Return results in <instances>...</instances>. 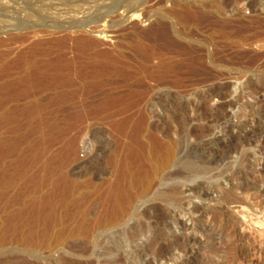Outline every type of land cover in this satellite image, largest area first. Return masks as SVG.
<instances>
[{"label": "rangeland", "instance_id": "obj_1", "mask_svg": "<svg viewBox=\"0 0 264 264\" xmlns=\"http://www.w3.org/2000/svg\"><path fill=\"white\" fill-rule=\"evenodd\" d=\"M0 1V24L5 22V25L0 26L1 67L10 60L9 58H14L17 50L26 44L18 43L20 36L44 23L41 18L45 13L41 7L56 0H7L10 4L5 0L6 3ZM146 2L137 11V16L130 14L123 23L117 25V28L125 29L123 38L134 37L138 33L140 37L136 35L137 41L150 42L153 39L152 41L156 40L158 43H166L164 36L168 28L164 29V25L169 26L171 30L168 32L173 31V37L179 39L181 44L190 47L195 45L199 51L197 54L204 53L205 63H200L202 67L198 65L202 69L197 67L199 69H195V73L189 75L187 80L195 81L201 78L202 81L205 77L199 86L202 92L215 85L225 86L222 91L226 92V97L224 96L222 101L225 99V102L232 101L234 104L221 111L217 108L219 100L216 97L210 98L204 105H207L204 109L209 114L206 115L205 121L194 120L195 114L189 108L177 122L170 125V129L161 123L165 118L168 119V112L172 109L162 112L157 109L154 114L158 117L151 118L155 123L154 128H149L141 134L138 139L140 143L128 141L130 129L119 130L100 119L105 116L106 110H102V113L97 111L95 119H90L93 123L78 122L65 131L58 128V134L62 131L66 135L62 137L60 134L44 154L26 153L30 144L37 140L40 130L36 131L32 125L14 123L8 134L0 136V264H248L254 255L261 256L264 260V181L257 183V186L254 185L249 191L243 190L248 182L261 178V168L264 165V34L260 33H264V0ZM27 3L31 10L27 8ZM36 6L37 10L34 9ZM185 11L187 14L184 15ZM16 13H19L20 17ZM3 18L5 21H2ZM17 19L23 21V26L15 27ZM27 21L32 24L28 25ZM107 24L110 28V22ZM108 28L98 40L102 42L101 48L111 50L114 45L120 44L123 38L113 33L112 28ZM48 36L34 38L52 37ZM141 36L145 39L142 40ZM132 37L130 38L133 39ZM134 39L132 41H136ZM14 42L18 44L15 45L16 49ZM10 71L2 78L15 79L20 75L18 69L12 68ZM190 84L186 87L189 89L187 92L193 88ZM97 100L98 98H94L93 104H99ZM180 102L177 99L174 105H179ZM165 104L166 100L161 106ZM215 111L220 113L219 119L212 121L217 114ZM84 113L93 117L91 112ZM62 114H57L58 119L62 117L58 115ZM75 115L76 113L70 116ZM72 118L68 121L73 120ZM149 133H154L166 141L171 140L172 145L174 144L173 152L168 162L157 169L152 184L135 198L125 216L112 224L95 226L88 237L66 236L54 243L52 239L55 227H52L43 243L35 245L27 241L29 224L25 220L21 223L22 218L17 214L25 209L29 201L39 196L40 191L50 186L45 185L48 170L45 171L43 163L53 155V151L63 147L67 139H73L70 158L61 165L53 166L48 175H51V179L64 172L71 176L79 194L87 196V203L91 205L89 217L93 218L91 216H94L100 207L96 194H99L102 187L100 184L108 177L106 172L110 157L123 154V146L128 141V144H131L130 149L135 150L139 156L136 158L135 167L147 164L149 151L146 145L150 142ZM4 136H7L6 141L2 142ZM194 168L200 171L198 176L186 179L187 172ZM88 180L92 184L88 185ZM185 185H194L197 189L185 190ZM175 187L181 192L178 196L182 198L183 203L180 208L164 204L165 200L170 202L175 198V195L168 194V189ZM227 193H230L229 196ZM168 208L177 215L175 223L161 227L158 223L152 224L148 219L153 210ZM195 208H210L213 211L223 208L227 212L216 217L217 219L196 223L191 222V217L193 219L198 216V213L192 211L197 210ZM65 225L71 227L73 220H67ZM152 227L154 229H151ZM182 248L187 250L185 255L181 252Z\"/></svg>", "mask_w": 264, "mask_h": 264}, {"label": "bare ground", "instance_id": "obj_2", "mask_svg": "<svg viewBox=\"0 0 264 264\" xmlns=\"http://www.w3.org/2000/svg\"><path fill=\"white\" fill-rule=\"evenodd\" d=\"M0 2L2 3V1ZM45 2L47 1L45 0ZM145 2L146 0H56L55 2L45 3L41 7L44 10L43 13H45L43 17L41 16L44 23L37 26L38 28L30 29L26 34L20 36L21 38L18 43L24 44L26 42V44L22 49L17 50L14 58H9L10 60H7L0 67V136L8 134L14 123L32 125L31 127L36 131L40 130V133L37 135V140H34V143L31 142L33 144H30L29 148L26 149V153L30 155L34 153L44 154L54 144L60 134L62 137L66 135L62 131L58 134V131H56L58 128L65 131L68 127L74 126L78 122L90 124V119H95L94 115L96 113L99 111L102 113V110H106L105 116H100V119H104L106 123H109L112 127H117L119 130L130 129L127 135L128 141L139 142L138 139L141 134L145 130H149V128L152 129L154 126L155 123L151 121V118L158 117V115L154 114L157 109L161 112L167 109L173 110L168 112L170 114V116H167L168 119L165 120V118L161 123L167 129H170V125L175 121L177 122V119L185 114L189 108L195 114L194 117L192 116L194 120L204 119L205 121L208 112L204 109L207 105L205 107L204 105L205 101L210 98L216 97L219 100V103H216L218 104L217 108L221 111L225 107L233 105L234 102L232 101L225 102V99L222 101L226 95V92L223 93L222 91L225 86L215 85L209 88L206 87L207 90L202 92L199 86L205 77L202 81L200 80L201 78L195 81L191 79L187 80V78H190L189 75L195 73V69L200 68V63H205V61L203 62L204 53L202 52V55L197 54L198 50L195 48V45L190 47V45L181 44L179 39L173 37V31L168 32L171 30L169 26L165 27L164 25V29L168 28L164 36L167 39V41L165 39L166 43H158L154 37L155 41H152L153 39L150 42L137 41L136 35L138 33L134 35L136 41H132L134 37L130 35L133 39L130 37H126L127 39L123 38V30L125 29L117 28V25L123 23L130 14L137 16V13H139L137 11L141 9V6ZM3 3L6 2L3 0ZM27 8H29L28 3ZM34 9L37 10V6ZM14 10L16 11V9ZM28 14L31 15L30 13ZM183 14H187L186 11ZM16 15L19 16V13H16ZM8 19L10 20V18ZM185 20L184 23L186 22ZM2 21H5L4 18ZM27 22L28 25L32 24H29V21ZM107 22H110L109 27L114 30L113 33L115 32L117 36L123 38L120 44L114 45V48L112 47L111 50L101 48L102 42L100 43L98 40L108 28ZM22 23V20L17 19L15 27L23 26ZM83 28H86V30L84 31ZM22 30L24 31V29ZM10 33L13 34L12 32ZM127 34L125 35L128 36ZM48 35H52V37L46 39L34 38L37 36L47 37ZM144 39L145 37L142 38V40ZM10 41L12 44V39ZM15 45L18 44L14 42ZM12 68L14 70L18 69L20 75L15 79H3L2 77L6 76ZM189 83H191L190 85L193 88L187 92L189 89L186 87L189 86ZM94 98H98L100 103L93 104ZM177 99L181 102L179 105H174ZM164 100H166V104L161 106ZM84 112L93 113V117ZM58 113L65 115H58L62 116L58 119ZM75 113V116H70ZM219 114L217 112L212 121L219 119ZM71 117L75 121L71 120L69 122L68 119ZM207 121L209 122V120ZM6 137H2L4 139L2 142L6 141ZM148 138L149 144L146 145L147 142L145 143L149 151L147 164L143 163V165L135 167L136 158L139 156L135 150L130 149L131 144H128V141L123 146V154L110 157L109 167L106 172L108 177L100 184L102 185V190L100 189L99 194L95 195L97 200L100 201V207L97 213L91 216L93 218L89 217L91 205L87 203V196L79 194L78 188L75 185L76 183L71 176L64 174V172L63 174L53 176L51 179V175H48L53 166L61 165L70 158L73 139H67L63 147L58 148V151H53V155H50L51 157H48L43 163L45 171L48 170V176L46 175L48 178L45 180V185L49 184L50 186L44 191H40V195L33 198L31 202L29 201L30 203L28 202L25 209L17 214V216L22 218L21 223L25 220L29 224L27 241L35 245L43 243L52 227H55L52 239L54 243L61 241L66 236L74 237L82 235L88 237L93 232L92 229L95 226L112 224L122 216H125L133 205L135 198L139 196L143 189L152 184L157 169L163 167L168 162L173 152L174 144L172 145L170 139V141L160 139L154 133H149ZM145 145L141 144V146ZM261 170V178L248 182L244 186V191H249L253 189L254 185L264 181V165ZM199 172L196 168L191 169L187 172V177H185L186 179H193L198 176ZM87 183L88 185L92 184L89 180ZM185 186V190L195 191L197 189V186L194 185ZM96 189L95 191H98ZM168 191L169 193H167L171 196L175 195V198L171 199L170 202L165 200L164 204L180 208L181 204H183L181 202L182 198L178 197L181 192L176 187L168 189ZM195 209L197 210L192 211L198 213V216L193 219L191 217V222L196 223L205 220L210 221L219 215L223 216L227 212L223 208H220L218 211H213L210 208ZM148 219L154 225L158 223L161 227H167L169 224L175 223L177 215L173 210L170 211L169 208L155 209L148 216ZM67 220H73L71 227L65 225ZM156 227L154 226V228ZM148 228H150V225H148ZM154 228L152 227L151 229ZM255 250L256 248H254ZM186 251V249L182 248L181 252L184 254ZM261 263H264L261 256L254 255L248 264Z\"/></svg>", "mask_w": 264, "mask_h": 264}]
</instances>
